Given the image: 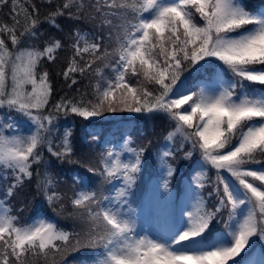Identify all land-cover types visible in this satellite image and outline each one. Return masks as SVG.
Wrapping results in <instances>:
<instances>
[{
	"label": "snow or ice",
	"instance_id": "snow-or-ice-1",
	"mask_svg": "<svg viewBox=\"0 0 264 264\" xmlns=\"http://www.w3.org/2000/svg\"><path fill=\"white\" fill-rule=\"evenodd\" d=\"M65 16L93 28L41 43V27L62 30L58 18ZM62 49L71 55L58 75L68 88L77 75L88 79L90 91L54 97L43 65ZM125 112L162 114L168 122L152 190L163 226L154 231L138 228L129 201L145 145L130 137L119 147L110 142L85 165L101 187L77 176L71 195L59 190L45 159L46 149L61 163L80 162L71 132L56 136L61 114L89 120ZM178 152L200 159L176 214L168 208ZM34 175L50 205L70 203L71 231L42 216L22 222L14 212L10 200ZM0 181V264H66L81 248L95 250L91 264H251L253 237L264 241V7L243 0H0ZM214 222L224 225L215 236Z\"/></svg>",
	"mask_w": 264,
	"mask_h": 264
},
{
	"label": "trees",
	"instance_id": "trees-1",
	"mask_svg": "<svg viewBox=\"0 0 264 264\" xmlns=\"http://www.w3.org/2000/svg\"><path fill=\"white\" fill-rule=\"evenodd\" d=\"M36 3H41V0H35ZM54 2H59V0H54ZM243 3L246 5H249L250 7L259 8L264 7V0H243ZM48 10L47 6L41 7V13L44 14ZM7 16V10H5V17ZM58 22L61 25L62 30L53 29L51 26L44 24L41 27V31L44 33V36L41 37V43L44 39H48L50 37H57V38H64L66 41V34L75 31L77 28H84L82 30H85V28L88 26L89 22L88 20H75L70 19L67 16L65 17H59ZM86 24V25H84ZM71 55V50L68 49L67 51L61 50L59 59L54 63H45L43 66L45 69H47L50 73V78L54 82L55 91L53 93L54 97L56 99H59L60 96L68 94L70 96H78L80 93H83L86 90L90 89L88 88L89 80L83 79L77 75V79L79 83L77 85L72 86V88H68L64 82V79L62 76L58 75L60 71L65 68V60L66 57ZM105 71H108L107 69ZM211 73L209 72V75ZM231 76V74H228ZM248 83V82H246ZM255 87V85H253ZM262 87V86H261ZM257 88V87H255ZM77 89L79 92H77ZM130 122L129 128H136L135 131L131 132V134L126 133L123 134H113L109 139H105L103 141L101 140H95L91 143V148L89 147L86 141V136L83 133V130L89 129V130H100L102 127H113L117 124H125L127 122ZM57 126V132L56 136L62 137L64 132L70 131L71 132V141L73 143L75 153L73 156L74 160H79V163H61L57 158L51 156L50 153L47 152V150H44L45 159L48 161V170L55 176L57 181H59V190L62 192H67L69 195H71V190L73 187V178L77 176H84L87 181H89V186L94 187L97 183L98 185L101 183V178L99 176H94L92 173L87 172V168L85 165L90 162L88 156H92V160L95 159V156L100 152L103 151L104 147L106 145H109L112 140L119 139L123 143V139L131 138V140L134 142V145L141 144L142 135L141 130H145L146 133L144 135V141H154L155 138H150V132L159 130L158 134H155L157 136L156 138H159L160 136L166 135L169 127L167 120L160 114H154V113H106L105 116L97 117V118H91L89 120H84L81 117H76L74 115L64 116L60 115L59 119L56 122ZM125 132V131H124ZM122 132V133H124ZM129 132V131H128ZM164 137H162L163 139ZM158 142V143H156ZM164 141H160V139H156L153 143L154 146V153L153 158L150 164V167L147 169L146 164L142 165V171H141V181L140 185L143 186V183L146 182L147 178L150 174H152L156 167L157 163V152L162 147V143ZM56 143H59V139L56 140ZM190 145H185V148H189ZM199 154L194 153L193 157L191 159H185L183 152H178L176 155V159L174 160L176 164V168H179V165L182 167H187L188 173L187 176L190 175L192 165L196 161V165H198L199 162ZM198 160V162H197ZM34 168L37 166L34 165ZM258 167V166H254ZM41 171L43 169L41 168ZM210 176H212L213 179H215V170H211L209 173ZM180 185L181 181L178 182L172 181V186ZM104 188L110 189L111 185H103ZM141 193V189L138 188L136 191H133V195L129 197L130 203L137 200L139 195ZM3 181H0V197H3ZM207 194V189L205 190V195ZM10 203L12 204L14 212L18 213L22 222H31L36 217H45L48 219H54L59 221L61 226L65 228L67 222L72 221L73 219L68 215V213L71 211V205L67 201H62L61 203L65 204V208L63 210L60 209L59 205H50L48 201L45 199V197L41 194H38L37 188H36V177L33 176L31 181H26V185L23 188L22 191H20L19 195L15 196L10 200ZM54 208L56 209L54 211ZM22 209V211H21ZM63 212V214H59L60 212ZM71 218L72 220L65 219V218ZM227 218L226 212H225V219ZM220 227H224L223 223L218 222ZM65 224V225H64ZM214 223V229H219ZM70 231V230H69ZM215 230H213L214 232ZM256 238V237H255ZM82 251V260H80L79 264H83L85 258L84 255H87L90 253L87 248H81ZM94 250V249H93ZM76 252V251H75ZM264 254V252H263ZM66 259V264H71V260ZM238 259V258H237Z\"/></svg>",
	"mask_w": 264,
	"mask_h": 264
},
{
	"label": "rangeland",
	"instance_id": "rangeland-1",
	"mask_svg": "<svg viewBox=\"0 0 264 264\" xmlns=\"http://www.w3.org/2000/svg\"><path fill=\"white\" fill-rule=\"evenodd\" d=\"M84 25H86V24H84ZM92 28H93V24L91 22H89L88 26L83 31H91ZM80 29H84V28H80ZM255 87H257V89L261 88V86H259V85H255ZM160 115H162V114H160ZM129 125H130V123H125V124H117V125H114L113 127H110V128L109 127H102L100 130L86 129V130H83V133L86 136L87 143L89 141L88 145L89 144L91 145V143L93 141L92 140L93 136H96L98 138L97 140L103 141L105 139H109L113 134H120L121 133V134L125 135L126 133H129L132 135L131 132L135 131L136 128H129ZM159 131H160V129L150 132V134H151L150 138L154 137L155 140L160 139V141L161 140L164 141V143H163L164 146L162 149V151H163V150H165V145L168 143L165 140V136L167 135V133L164 136H160L159 138H156L157 136H155V134H153V133L158 134ZM122 132H124V133H122ZM145 133H146V131L142 129L141 130V135H142L141 144L145 145L147 148L143 164H146V168L148 169L150 167V164H151V161L153 158V153H154L153 143L155 140L152 142L144 141ZM162 137H164V138L162 139ZM156 143H158V142H156ZM114 144L117 145L118 147L121 145V143H114ZM169 147H171V145H169ZM196 153L199 154L198 152H196ZM88 158H89V161H92V156H88ZM171 163L173 164V166L176 169V174L172 178V181H176V180L181 181L182 179H185L187 171H188L187 167H182L181 165H179V168H176L177 163L174 160L171 161ZM156 175H159L158 167H157ZM140 181H141V172L137 177V184L133 188V191H136L139 188ZM189 182L190 181H187L186 183H184L185 189H187ZM149 183H150L149 188L144 183V187H143L141 197L138 200L133 201V204L132 203H130V204H131V207L139 215V219L137 220L138 228H143V229L148 230V231H154V230L163 226L162 216L159 212L160 206H159V203L155 200V197L153 196V191H152L153 188L155 187V185L160 183L159 177L156 180L152 179L151 181H149ZM95 187L96 188L101 187V183L99 185L97 183L95 185ZM193 187H194V185H193ZM159 190L161 192H163V188H160ZM178 192L179 191H176V189L172 190V187H171V201L169 202L168 210H169V212H173L176 214L179 213L180 208L183 207V205L185 204V202L187 200V192L185 194H183L181 196V198L180 197L175 198L174 195H176ZM150 196H153V205H152L151 209L146 207L148 199ZM183 196H185L186 198H183ZM63 218H65V217H63ZM65 219L72 220L71 218H65ZM73 223H74L73 220L65 223L66 224L65 229L71 231L73 228ZM214 223L216 226L219 225L218 222H214ZM253 240H255L256 243L252 246V250L255 249V251L253 252L251 250V252H249V257L251 258V264H260V261L262 259H264V254H263V252H264V241H260L258 238H255V237H253ZM256 246H258L259 248H257ZM87 250H89L90 253L87 255H84L85 260H84L83 264H91V260L93 259V255L95 252V250H93V249L87 248ZM82 251L83 250L80 249L79 251L70 252L68 254L67 259L72 258V260L70 262L71 264H79L80 263V260H82V256H83ZM245 251L248 252V249H246ZM242 255H244V254L242 253Z\"/></svg>",
	"mask_w": 264,
	"mask_h": 264
}]
</instances>
